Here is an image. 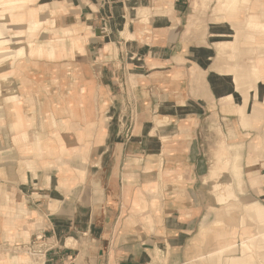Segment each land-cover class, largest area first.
I'll use <instances>...</instances> for the list:
<instances>
[{
  "label": "crops",
  "instance_id": "obj_1",
  "mask_svg": "<svg viewBox=\"0 0 264 264\" xmlns=\"http://www.w3.org/2000/svg\"><path fill=\"white\" fill-rule=\"evenodd\" d=\"M0 14V264H246L220 207L255 223L236 244L264 264V53L217 0Z\"/></svg>",
  "mask_w": 264,
  "mask_h": 264
},
{
  "label": "bare ground",
  "instance_id": "obj_2",
  "mask_svg": "<svg viewBox=\"0 0 264 264\" xmlns=\"http://www.w3.org/2000/svg\"><path fill=\"white\" fill-rule=\"evenodd\" d=\"M246 3L247 4H241V1L239 0H217V10H221L223 8L226 11L225 16L231 17L233 19L231 22H235V25H231L234 29L231 37H233L235 40H240L242 37H244L246 40L250 41V43H259L257 47L258 54L260 53V56H262L264 53L262 50L264 47V0H255L254 3H250V1L247 0ZM257 7L258 11L256 13H247V11H249L248 9L251 10L253 8L254 12ZM242 9L245 11H242V13L238 14ZM0 16V18L4 21L7 19V15L0 14ZM4 28L5 25L1 23L0 38L7 37V29L5 28L4 30ZM242 30H247V34H244ZM234 50L237 51L239 48L235 47ZM6 53L7 52H5V55ZM252 58L253 57L251 56L248 58V60ZM246 74L252 76L254 74V68L247 71Z\"/></svg>",
  "mask_w": 264,
  "mask_h": 264
},
{
  "label": "rangeland",
  "instance_id": "obj_3",
  "mask_svg": "<svg viewBox=\"0 0 264 264\" xmlns=\"http://www.w3.org/2000/svg\"><path fill=\"white\" fill-rule=\"evenodd\" d=\"M239 1H241V4H247L246 3L247 0H239ZM244 6H247V5H244ZM248 10L249 11H247V13H256L258 11V7L256 8V10L254 12H253V8L251 10L250 9H248ZM223 16L229 22H231L233 20L231 17H227L225 15H223ZM4 22L5 21L0 18V25H1V23H4ZM4 30H5V28H4ZM242 32H244V34H247V30H242ZM230 38H233V37H230ZM231 47H230V49H231ZM233 47H236V46H233ZM22 48L24 49L25 47L23 45H21V50L23 51ZM227 51H229V46H225V45H222V44L219 46V55H220V57H222V58L227 57L228 60L233 63V66L235 68H236V64H234V62L238 63L239 66H242L245 63V60H246L245 56L240 55L238 59H232V58H229L228 55L226 54ZM231 52H233L232 49H231ZM222 192L223 191H221V193ZM233 204L237 206V203H233ZM218 209H219V212L214 210L215 216H217V219H223V220L226 221V226H225V224H224V226L222 224H220V226H222L223 228L226 229V227H228V226H230V224H232V225H234V227H232V228H234V230L236 231V234L234 232L233 235L231 237H229V239H228V240H231L234 243V245H235L234 251L230 252L231 255H233L232 257L234 259L240 258L246 264H256L253 261V257L251 255H242L240 249H238V246H237V244H240L241 238L243 237V235H245V234L246 235H253L256 232L255 223L245 214V212L243 210H241V208L235 207L234 210H231L229 212L223 211V207H220ZM242 226H244L246 228V233L239 235V230L241 229ZM217 248L214 250V252L217 251ZM223 254L226 255V254H229V252H224ZM232 257L230 256V260H229L230 262H233V258ZM205 258H206V260H205ZM231 258H232V260H231ZM217 260L220 262V264H222V257L218 256ZM217 260L215 259L214 254H211V255H208L207 257H202L201 259L199 258L197 263L198 264H215V263L218 262Z\"/></svg>",
  "mask_w": 264,
  "mask_h": 264
},
{
  "label": "built area",
  "instance_id": "obj_4",
  "mask_svg": "<svg viewBox=\"0 0 264 264\" xmlns=\"http://www.w3.org/2000/svg\"><path fill=\"white\" fill-rule=\"evenodd\" d=\"M127 121H129V122L127 123V127H125V129H124L125 137H129L131 135V132H132V126H133V123L135 121V112L133 109H131L129 111V120H127Z\"/></svg>",
  "mask_w": 264,
  "mask_h": 264
}]
</instances>
